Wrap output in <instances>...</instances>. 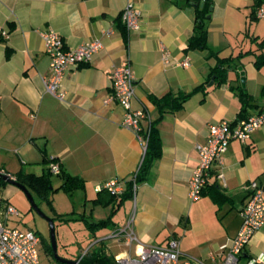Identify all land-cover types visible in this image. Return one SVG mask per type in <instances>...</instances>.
I'll list each match as a JSON object with an SVG mask.
<instances>
[{
  "label": "crops",
  "instance_id": "obj_1",
  "mask_svg": "<svg viewBox=\"0 0 264 264\" xmlns=\"http://www.w3.org/2000/svg\"><path fill=\"white\" fill-rule=\"evenodd\" d=\"M203 1L0 0V28L9 32L8 38H0V172L13 178L18 172L40 175L47 171L46 158H55L65 173L83 181V188L69 195L81 191L82 205L89 206L91 213L98 207L111 213V204L94 205L92 200L112 179L119 180L124 191L145 153L135 132L122 126L120 105L103 102L110 92L113 67L130 64L135 76L133 108L145 114L144 132L151 124L156 126L162 144L161 156L147 177L133 186L134 232L141 242L150 244L156 224L167 216L182 221L187 211L185 225L192 217L199 219L204 234L214 240L203 260L210 262L211 254L217 260L220 254L223 257L225 250L220 246L236 235L241 224L240 210L248 198L245 185L256 180L264 188V125L244 143L229 142L221 162L210 168L208 194L189 203L188 181L198 161L195 145L206 142L210 123L234 122L264 111L260 96L264 65L254 63L264 54L260 44L264 18L254 15L264 0H211L207 44L216 51L214 55L188 48L195 8ZM129 2L142 13L138 31H128L120 22V12ZM41 28L56 30L69 48L87 40L102 42L88 64L63 78V101L44 88L50 66L38 33ZM162 47L170 52L167 62L161 59ZM230 56L235 61L230 63L227 81L218 84L212 72ZM185 59L188 65H181ZM231 85L243 87L253 100L243 106ZM196 87L173 111L161 114L151 100V96H176ZM218 173L223 177H217ZM51 176L60 178L55 187L51 180L54 188L59 187L61 176ZM212 184L224 195L219 196L221 202L209 196ZM206 209L215 217L222 211L220 223H225H212ZM260 252H264V227L244 247L242 257Z\"/></svg>",
  "mask_w": 264,
  "mask_h": 264
},
{
  "label": "built area",
  "instance_id": "obj_2",
  "mask_svg": "<svg viewBox=\"0 0 264 264\" xmlns=\"http://www.w3.org/2000/svg\"><path fill=\"white\" fill-rule=\"evenodd\" d=\"M254 15L256 18H264V4L255 8ZM119 18L126 30H140L142 13L132 2L122 9ZM38 33L43 41L44 52L50 66L49 76L43 78L45 91L63 101L66 98V91L62 86L63 78L70 70L88 64L102 47V42L96 39L87 40L69 48L61 35L52 28H41ZM106 33L110 34L111 31ZM8 36L9 32L0 28V38H8ZM169 56V50L162 47L161 59L167 62ZM180 64L188 65L187 59ZM135 96V76L130 64L114 66L110 73V92L103 102L105 104L116 102L120 105L123 109L122 126L135 132L145 152L147 137L141 127L145 114L141 109L133 108ZM262 125H264V111L234 122L221 120L208 125L206 142L195 145L198 161L188 181L191 200L200 198L201 189L207 182L212 164L221 162V155L226 151L229 142L232 140L246 142L252 132ZM48 168L55 175L61 172L56 161H51ZM217 177L223 176L218 173ZM103 187L114 194L123 191V185L117 179L107 181ZM245 189L248 198L240 210L239 230L226 244L220 246L221 250H225V254L223 257L220 254L219 260L214 254L210 255V263L202 259L187 258L180 250L179 240L175 238L168 239L164 245L143 243L134 232V216H131L124 226L114 229L110 236L116 238L125 247L122 252L114 255L115 264H264V252L245 259L242 257L244 247L249 244L254 234L264 227V188L256 180H250L245 185ZM15 214H18L17 209L0 199V264H40L38 253L40 236L35 231L10 226L8 218ZM135 245L136 249H134ZM82 256L76 261L80 262Z\"/></svg>",
  "mask_w": 264,
  "mask_h": 264
},
{
  "label": "rangeland",
  "instance_id": "obj_3",
  "mask_svg": "<svg viewBox=\"0 0 264 264\" xmlns=\"http://www.w3.org/2000/svg\"><path fill=\"white\" fill-rule=\"evenodd\" d=\"M51 180L54 187L59 185V177L51 176ZM29 192L44 215L35 210L29 197L21 188L7 182L0 183V199L10 203L18 211V214L8 218V224L23 230L35 231L41 238L38 244L40 264H60L54 257L53 251L50 252L48 249V245L50 246L49 220H52L54 225L57 255L65 260H77L87 251L92 253L99 249H103L106 255L112 259L114 255L125 249L123 244L116 238L108 237L114 229L124 226L129 217L134 216L133 221H135L136 196L134 194L132 197L124 199L116 210L110 214L109 209L101 207L96 208L95 212L91 213L89 206L84 207L82 205L83 196L81 191L69 195L62 189L54 190L49 195V201L41 200L32 190H29ZM188 202H192L191 199H188ZM204 212L208 213L207 215L212 223L216 222V225L225 223L224 221L220 223V218L223 216L222 211L216 214V217L209 209ZM82 216L87 220L111 217V223L92 232L82 220ZM184 216L185 219L182 221L167 216L164 222L156 224L157 227L152 233L154 238L149 243L164 245L168 239L175 238L179 240L180 250L185 257L203 260L204 253L214 247L212 245L214 240L204 234L199 226V219H194L191 216L192 218L185 225L186 219H188L187 211ZM134 249H136V245Z\"/></svg>",
  "mask_w": 264,
  "mask_h": 264
},
{
  "label": "trees",
  "instance_id": "obj_4",
  "mask_svg": "<svg viewBox=\"0 0 264 264\" xmlns=\"http://www.w3.org/2000/svg\"><path fill=\"white\" fill-rule=\"evenodd\" d=\"M196 3L198 4V2ZM211 4V0H204L201 5L199 4L196 6L193 33L189 37L188 48L206 49L209 51L210 55H214L216 51L211 50L207 44V15L210 13L209 7L211 6ZM260 44H264V38H262ZM234 59L235 57L232 56L221 59L218 66L213 70L212 74H216L218 84L227 81V71L229 69L230 63L235 61ZM254 63L256 65H264V54L258 55ZM197 89L198 87L190 92L181 93L176 96L171 93H167L161 97L151 96V100L154 104L157 105L160 113L162 114L166 111H173L181 108L183 102ZM231 89L235 90V92L238 94L241 102L243 103V106H245L246 104L248 105L250 101L253 100V96L240 85H231ZM260 96L264 97V86H262L260 89ZM145 135L147 137V145L142 163L135 173L134 177L127 182L125 190L120 194H114L108 191L106 188H101L97 192V198L92 200L94 205L108 206L109 204H111L112 211L110 214H112L116 210V208L124 201V199L133 196L134 184L138 181L144 180L147 177L150 168L153 166L154 162L161 156L162 144L158 129L153 124H151L150 127L145 131ZM45 161L47 163L46 172H43L40 175L18 172L14 175V179L20 184H23L28 190L34 191L43 201H49V195L54 190L62 189L65 193L71 194L76 189L83 188V181L77 176H72L69 173H65L62 170L60 164L59 166L61 168V172L57 175L61 176L63 182L59 187L54 188L51 183L52 173L49 171L48 164L51 161H56V159L46 158ZM0 183L3 184L6 183V181L0 179ZM207 184L208 182H206V184L202 187L201 196L208 194V191L206 190V188H208ZM210 187L213 190V192H210L209 194L211 199L217 203L221 202L219 196L224 197V195L219 194L220 192L218 191V188L215 184H212ZM82 220L92 232H95L96 230L103 228L111 223V217H106L105 219H99L95 221L87 220L82 216ZM48 249L50 250V252L52 251L51 245H48ZM87 253L88 251L80 259V262L82 264H115L114 259H111L109 256H107L103 249H99L92 253Z\"/></svg>",
  "mask_w": 264,
  "mask_h": 264
},
{
  "label": "water",
  "instance_id": "obj_5",
  "mask_svg": "<svg viewBox=\"0 0 264 264\" xmlns=\"http://www.w3.org/2000/svg\"><path fill=\"white\" fill-rule=\"evenodd\" d=\"M193 5H196V3H194ZM212 9V7H210V10ZM210 15L207 16V18H209ZM212 82V81H211ZM241 82L243 84V77L241 78ZM0 179L6 181L7 183H10L12 185L17 186L18 188H21L29 197L32 206L35 208V210L41 214L44 215L40 209L38 208V206L35 204V202L33 201L32 195L29 192V190L23 185L20 184L19 182H17L9 173H5V172H0ZM49 224H50V245L52 247V251H53V255L54 257L62 264H82L81 262H77L76 260H65L63 258H60L57 255L56 252V240H55V230H54V225L52 220H49ZM93 264H98V263H93Z\"/></svg>",
  "mask_w": 264,
  "mask_h": 264
}]
</instances>
